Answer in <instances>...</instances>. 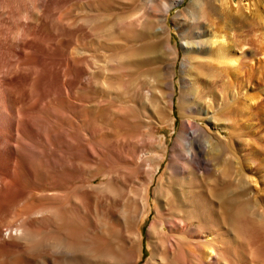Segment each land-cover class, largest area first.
Wrapping results in <instances>:
<instances>
[{"label": "bare ground", "instance_id": "6f19581e", "mask_svg": "<svg viewBox=\"0 0 264 264\" xmlns=\"http://www.w3.org/2000/svg\"><path fill=\"white\" fill-rule=\"evenodd\" d=\"M57 1L0 0V197L5 200L4 196L11 194L10 199L15 191L14 182L24 174L34 176L37 170L62 186L82 177L89 162H100L108 168L118 165L121 173L113 179L112 175L107 182H98L96 174L88 184L79 180L77 186L82 185V192L73 199L66 192L68 196L59 199L62 206L23 208L18 223L5 231L24 241L10 264H137L144 255L141 224L150 210L153 218L146 231L149 253L142 264H245L248 260L243 253L249 247L258 259L256 262L264 264V188L258 190L257 197L250 196L245 161L236 154L234 143L235 138L245 139L234 129L228 136L219 131L221 127L232 128L222 123L228 122L232 109L223 102V111L218 110L215 116V111L209 114L202 104L207 95L202 92L209 93L218 84L224 87L225 77L234 74L237 67L242 69L250 56L247 51L240 55L234 52L235 48L241 50L247 40L231 35L232 29L246 24L244 0H189L171 16V10L185 0H137L138 7L126 16L121 12L123 16L117 17L108 29L104 10V1L108 0H94V13L87 23L97 45L121 32L138 36V30L140 36L150 40L125 53L108 55L97 52L98 49L92 55L83 51L79 47L82 39L73 38L78 36L77 30L68 32L74 39L72 43L66 39L63 42L64 37L63 43L56 42L57 46L48 47L45 52L36 48V38L46 32L45 20L54 23L49 8ZM254 15L262 26L264 7L260 3ZM170 24L181 39V121L172 144L168 145L157 136L154 123L175 129L170 90L174 89L180 51L171 41ZM55 26V38L64 36L66 32ZM139 38L141 42L143 37ZM112 50L109 49L110 53ZM149 62L156 64V68H150L154 71L147 77L145 74V80H133V87L130 85L151 108L142 106L141 110L147 124L140 125L147 132L139 131L140 140L128 146L124 156L120 157L118 150V156L106 153L109 147L104 149L105 140L91 141L87 137L88 126L102 125L99 122L103 118L97 105L100 101L93 106L88 104L90 94L119 89L111 82L118 71L116 78L121 77L123 70ZM111 75L114 76L110 81ZM26 86L29 91L24 96ZM160 86L167 92L162 93ZM156 90L160 91L158 99ZM247 99L241 97L235 109L242 111L240 104ZM118 109L117 112L123 110ZM68 110L75 116L72 129L59 121ZM125 112L127 115L120 112V116H131ZM190 119H202L207 124L203 126ZM115 167L113 172L118 173Z\"/></svg>", "mask_w": 264, "mask_h": 264}, {"label": "rangeland", "instance_id": "374dc122", "mask_svg": "<svg viewBox=\"0 0 264 264\" xmlns=\"http://www.w3.org/2000/svg\"><path fill=\"white\" fill-rule=\"evenodd\" d=\"M93 1L94 0H69V1L58 0L56 3L53 4L54 6L53 5L50 6L49 15L51 16V18H53L54 23H51L50 20H45L47 23L46 22L44 23L43 28H45L44 30H46V32H44V34H42V37L40 39H39V37L36 38V40L34 42V44L36 45V48L38 47L42 50V52H45L46 48H48V47L54 48L55 46H57L58 43L56 44V42H59V44H61L66 39V41L69 40V43L70 42L72 43L74 40L73 38L77 37L76 38L77 40L82 39L81 41H79V43L81 42L80 43L81 46L78 44L79 47L83 51L87 52L89 55L95 54L96 53L95 50H97V49H98L97 52H101L102 54L108 55V54H115V53H125V52L135 48L136 46L139 47V46H142L144 43H149L150 40L147 41L149 38H147L145 36H140L139 30H138V33H137L138 36H133L132 33L127 34V33L121 32V34L119 33L115 38H112V39L109 38V40H102L101 42H99V45L100 44L102 45V46L100 45L101 47H99V45H97L98 42L96 41V39H94L95 37L93 35V32L91 31L90 27H88L89 24L87 23V21H88L87 18H89L91 16V14L93 15V13H94L92 11V10H94V7H95ZM131 1L133 2L132 5H131V3L129 4L130 1H128V0L104 1V7H105L104 10L106 11L105 19L107 18L106 19V29H108L110 26L113 25V23L115 22L117 17L123 16L122 13H124V16H126L128 14L127 12L131 13L134 9H136V7H138V5L135 4V3L138 4L137 0H131ZM188 1L189 0H185V1L181 2L179 5H177L173 10H171L170 16L172 14H174L177 10L182 9ZM259 3L262 7H264V0H244L242 2V4L245 7H247V10H245L246 11L245 14H247L246 15V17H247L246 24L242 28L237 27V30L236 29L231 30L232 36L235 35L237 38H240V39L244 38L247 40V42L241 48V50H236L237 48L234 49V52L236 54H239V55L242 54L243 51L244 52L247 51V53L250 54V56L247 57V59H245L243 68L239 69L237 67L238 63H239V60H238V62H236L234 64L235 67L238 68V70H237V68H235L234 74L232 73L230 75V77H225L226 80L224 81L225 82L224 87H222V86H220V84H218L217 85L218 88H217V86L212 87L209 93L202 92L203 95L207 94L206 96L203 97L204 99L202 100V104L206 110L208 109L209 114L211 113V111H215L216 114L215 113L214 114L216 116L218 110L223 111L222 110V107H223L222 103L223 102L227 103V106H229L230 109H232V111H233L232 114L229 113L230 115H228V116H230L228 122L227 121L222 122L223 125L232 126V128L222 129V127H221V128H219V131L222 133V135L228 136L230 131H233L232 129H234L235 130L234 132L237 133V135L239 134L243 139H245L244 141H238V139L235 138L234 143H235V147H236V154L245 161L244 162L245 163L244 165L246 166L245 171L247 172L246 173L247 176H249L248 177V180H249V186L248 187H250V190H251L250 196L252 198H255L258 196L257 194H259L258 190L260 188H264V24L261 26V24H259V22H258L257 17L254 15V12H256L257 8L259 7ZM235 8H236V3H235V1H233L232 2V11H234ZM107 10H110V11H107ZM108 16H110V19ZM55 22H58V23H55ZM55 25H59V27L62 29V31L66 32V33H64V36L55 38V36H56L55 32H54L55 27H56ZM69 26L71 27V29ZM170 26H171V29H170L171 41L173 44H177L178 49L180 51L179 52L180 56H179V59L177 61V66H176L174 89L170 90V92L173 95V98H172L173 101H172V105H171V107H172L171 108V110H172L171 115L175 118V129H172L171 126H169L165 123H159V124L154 123V124H156L155 126L157 128V131H156L157 136L161 137L162 140L165 139L168 145L172 144L173 139L176 136V130L178 129L180 121H181V117L179 116V111H178V96L180 94V88H181V83L179 80V77H180L179 76L180 75V68H179L180 67V59L182 57L181 48H180L181 39L179 38V35L176 31V28L174 26H172L171 24H170ZM65 30H67V31H65ZM72 30H75V31L77 30L75 35L78 33L77 34L78 36H74L71 39L68 32L71 33ZM46 33H48L50 35L48 36V34H46ZM88 33L90 34V36ZM83 36H85V38ZM126 36H127V39L125 38ZM45 37H46V40H44ZM80 37H82V38H80ZM138 37H140V38L143 37V40L145 39L146 41L141 40V42H140V40H137ZM118 38H120L121 42L119 41ZM134 38L136 40H134ZM62 39H63V42H61ZM106 39H108V37H106ZM40 40H42V41H40ZM83 40H84V42H83ZM124 40H126V41H124ZM127 40H129V41H127ZM66 41H65V43H66ZM43 42H45V43H43ZM122 42L124 44L123 45L121 44V46H120L118 43H122ZM142 42H143V44H142ZM74 45H77V43ZM74 45H72V46H74ZM116 45L119 47H117ZM129 46H133V47L130 48ZM108 48L113 49L111 51V53H110ZM107 51H109V52H107ZM38 53H40V52H38ZM40 55L38 54L37 57L39 56L38 58H40ZM42 57H43V55H42ZM140 66L141 67L134 66V67H132V69H129V71H128V69L126 71L123 70L124 72L123 71L121 72V77L118 76V78H116V76L118 75V73L120 71H118V73L115 71L117 73V75H115L116 74L115 72H113V73L111 72L112 74L115 75L116 79L115 78L113 79L114 75L113 76L111 75V77H109V80L111 81V78L113 80H116V81L112 80L111 82H114L119 89H113L111 91L107 89V91L105 90L103 92H99L96 94H92V95L90 94V97H89L90 98L89 102H88L89 105L93 106V105H95V103L97 101H100L101 104H103V105H101V104L96 103L97 105L100 106V109H101L100 114L101 115L103 114L102 115L103 118H101V121L99 122V125H100V123H102V125H100V126L96 125L99 128L90 124L88 126V128L90 127L89 130L87 129L88 135L87 134L86 135L88 138L90 137L89 139H91V141L92 140H94V141L99 140L101 142V141L105 140L106 143L109 142L106 144L103 141L105 144L104 145L105 150L108 147L111 148V150L108 148L109 150L107 149L106 151L105 150L104 151L106 153L110 152L111 155H113V154L115 155L119 151L118 154L119 153L122 154V155L119 154V156L120 157L124 156L123 154H125L127 152L128 146L130 147L131 145L138 143L137 141L140 140V139H138L139 135L137 136V134H139L140 132H141L140 134H142V133L145 134L147 132V130L144 127L145 124H147V119H146L147 117H146V115H144L143 111H141V110H142V106H144L143 107L144 109L147 107V110L148 109L151 110V108L148 105V103L145 102V100L141 96L138 97L136 95V93L132 89V87H133V84L135 83V80L136 81L138 80V82L145 80L146 79L145 74L147 77V75H149L150 72L152 73L154 71V70L151 71L150 68H156L157 66L153 62H149L147 64L144 63L143 65L140 64ZM147 69L148 70L150 69V71H148ZM136 70H138V71H136ZM142 73H144V74L142 75ZM136 76L138 78H136ZM140 76H141V78H140ZM133 80H134V83H133ZM163 81L166 82V79L164 78ZM222 81L223 80H221L220 83L223 84ZM118 85H121V86L124 85V86L121 88V86L119 87ZM126 85H127L128 89L126 88ZM130 85H132V87ZM227 85H228V87H227ZM27 88L28 87L26 86L25 89L23 90L24 96L28 95L29 89H27ZM159 89L161 92L163 91L162 93H164L165 91L167 92V90L164 87H162V89H161V86H160ZM157 90L155 92L156 99L160 98V95H159L160 91L157 92ZM126 91H127V93H126ZM25 92H26V95H25ZM133 92H134V94L132 96L131 93H133ZM73 96H74L73 97L74 99L73 98L72 99L75 102H77V100H76L77 96L76 97H75V95H73ZM135 96H137V97H135ZM245 96H246V98H248L245 101V103H247V105H244L245 103L240 104V105H242V106H240V107H242V111H240L241 109L237 111L235 108L238 107V104L240 102L241 97L244 98ZM134 97H135V99H134ZM35 99L36 98H34V100ZM92 103H94V104H92ZM134 104L136 105L135 107H134ZM140 104H141V106H140ZM126 106H129L128 107L129 109H130V107H134V108L129 110L128 108H125ZM137 106L139 107L138 109L140 110V112H139V110L135 109V108H137ZM119 107H120V109H121V107L123 109V110L118 109V110H120V111H118L119 113L123 112L125 114L126 113L125 111H127L128 116L129 115H131V116L130 117L120 116L121 113L119 114L116 110ZM140 107H141V109H140ZM127 109L129 110V112L132 110H134V111L132 113L130 112L131 114H129ZM106 110H108V111H106ZM235 111H237V113ZM103 112H105V113H103ZM111 112H112V114H111ZM134 112L137 114H134ZM138 112H139V114H138ZM67 113L68 114L70 113V114L68 115ZM108 113L110 115H108ZM113 114H116L117 116L119 115V117H116V115H113ZM124 114H122V115H124ZM65 115H63L62 119H59V121L62 120L63 122L66 123V127H68L69 129H72V127H74V119H75L74 113L73 112L71 113L70 110H68V111H65ZM125 115H127V114H125ZM135 115H138V116L135 117ZM132 116H134V117H132ZM72 117H73V120H72ZM104 117H108V118L106 119ZM131 117H132V119H131ZM108 119H110V121ZM185 119H187V118H185ZM132 120H133V123L130 124V122H132ZM154 120H155V118H154ZM190 120L196 122L197 124L203 125V126H205L207 124V122L205 120H202V119H190ZM105 121H107V122H105ZM108 121H109V123H108ZM135 121H137L136 124H134ZM67 122H69V124ZM140 124H143L144 126L140 125ZM67 125H69V126H67ZM70 125H72V127ZM103 125H105V126H103ZM141 126H143V127H141ZM91 127H93V128H91ZM101 127L103 129H101ZM132 127L133 128L135 127L137 129V131L135 128L133 129ZM93 129H95V131ZM99 129H100V131H97ZM96 131H97V133L99 132L98 135H97ZM95 134L97 136H95ZM100 134L102 135V137ZM99 135H100V137H99ZM92 136H93V139H92ZM117 139H118V141H117ZM111 141H113L112 142L113 145L111 144ZM103 142H102V144H103ZM114 146H116L117 148H115ZM122 146H124V147H122ZM116 150H118V151H116ZM120 150H122L123 153ZM118 154H117V156H118ZM89 163H86L87 165L85 164L86 168L83 167L84 165L81 167V169H82L81 172H83L84 168L86 169V171L84 170V172H83L84 175L82 174L83 176H85V178L82 175H81L82 177H80V178H83V179L75 177L74 182L72 180L70 181L72 183L68 182L69 185L64 184V186H62L61 183L59 185L58 182H56V184H57L56 185L55 181H52V179L49 178L48 176H46L44 174V172H41V170H37V171H35L34 176L33 175L28 176L27 174H24V175H21L18 178V180H16V182H14L15 183V186H14L15 191H12L14 193L12 194L10 199H9V197L11 194L9 196H4L5 200H3L0 197V199L3 200V202L0 200V237H1L0 238V264H6V263L10 264V262L16 256V254H18L20 252V250L22 249V246L24 243L23 239L21 237H16L10 233L8 234L5 231H6L7 227H10L12 225H16L18 223L19 218H20L19 213L23 210V208H25L27 206H41V207L46 206V207H48L51 204H53L51 206H54V205L56 206V205L61 203L60 200H62V198H61L62 195H67L69 193L70 198L73 199V198H75L74 197L75 195H77L78 193L80 194L82 192V189H81L82 185H81V187H80V185L79 186H77V185L80 183L81 184L82 183L88 184L91 177L92 178L94 177L93 175L96 174L95 177L97 178L98 182H107L108 179H110V177H112V175L114 176V177H112V179H113V178L119 177L118 175H120L119 173H121V170L119 169L118 165H114V166L111 165L108 168L107 166L105 167L104 165H102L100 162H98V163L95 162V165L92 164L94 162H92L91 165ZM91 166H93V167H91ZM87 167H90V168H87ZM112 167H115V168L118 167L117 169L114 168V171L117 170L118 173H116V172L114 173ZM94 168H96V169H94ZM105 168H107V169H105ZM110 168H111V170H110ZM106 172H107V174H106ZM109 172H111V174ZM87 179H88V181H85ZM50 180H51V182H53V184H51ZM79 180H80V183H79ZM79 188H80V190H76ZM66 192H68V193H66ZM74 192H76V193H74ZM58 193H59V195H57ZM14 194H16V195L13 196ZM254 194H255V197H254ZM71 195H73V196L71 197ZM62 203H63V201H62ZM58 206H62V204H60ZM152 218H153V213H152V210H150L149 214L147 216H145L142 220L141 231H142V233H144L143 236L145 235L144 236V242H143V245H144L143 253H144V255L142 257V260L140 262H138L137 264H142V261L147 257V255L149 253V249L146 246V244H147L146 231H147V228H148ZM106 242H108V240H106ZM12 243H13V245H12ZM250 250H252V248H250V247L246 248V250L243 253L244 254L243 256L245 257V261L247 262V260H248V262L245 264H248V263L260 264L261 263L260 260L256 262V260H258V259L256 258V260H255L254 256H256V255L254 254L253 250H252L253 253ZM245 254H247V255H245ZM253 259H254V261H253Z\"/></svg>", "mask_w": 264, "mask_h": 264}]
</instances>
